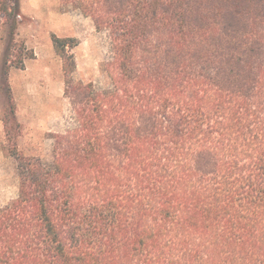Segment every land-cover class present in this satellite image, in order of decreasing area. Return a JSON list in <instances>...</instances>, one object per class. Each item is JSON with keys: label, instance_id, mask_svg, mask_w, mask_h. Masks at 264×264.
Instances as JSON below:
<instances>
[{"label": "trees", "instance_id": "16d2710c", "mask_svg": "<svg viewBox=\"0 0 264 264\" xmlns=\"http://www.w3.org/2000/svg\"><path fill=\"white\" fill-rule=\"evenodd\" d=\"M64 2L109 34L111 85L54 37L75 126L20 157L0 264H264V0Z\"/></svg>", "mask_w": 264, "mask_h": 264}, {"label": "rangeland", "instance_id": "374dc122", "mask_svg": "<svg viewBox=\"0 0 264 264\" xmlns=\"http://www.w3.org/2000/svg\"><path fill=\"white\" fill-rule=\"evenodd\" d=\"M4 2L15 8L12 0H0V8ZM0 36L4 46L0 56V207L4 208L20 197L19 164L24 162L20 157L49 158L52 135L75 126L72 105L65 96L69 76L54 37L70 40L67 51L76 64L73 79L94 83L99 90L111 85L105 69L112 58V43L107 32L98 31L90 17L64 0H20L11 18L0 10Z\"/></svg>", "mask_w": 264, "mask_h": 264}, {"label": "crops", "instance_id": "0c3cea01", "mask_svg": "<svg viewBox=\"0 0 264 264\" xmlns=\"http://www.w3.org/2000/svg\"><path fill=\"white\" fill-rule=\"evenodd\" d=\"M14 41H15V39H14ZM3 48H4V46H3V37L0 36V56L2 55ZM20 71H24V67L20 68ZM21 82L24 83V79H22Z\"/></svg>", "mask_w": 264, "mask_h": 264}]
</instances>
